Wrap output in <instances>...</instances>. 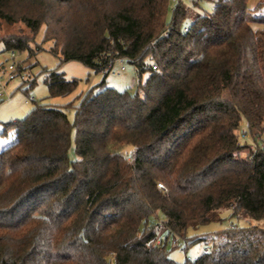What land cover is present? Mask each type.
I'll return each mask as SVG.
<instances>
[{"label":"trees","instance_id":"obj_1","mask_svg":"<svg viewBox=\"0 0 264 264\" xmlns=\"http://www.w3.org/2000/svg\"><path fill=\"white\" fill-rule=\"evenodd\" d=\"M248 1L176 0L169 21L171 0H0L4 50L52 41L62 63L106 76L125 59L139 77L134 91L104 78L77 104L34 100L6 123L0 264H178L169 240L211 244L184 264H264V145L239 133L243 120L254 140L264 132V16ZM43 72L50 97L79 85ZM227 218L248 224L188 235Z\"/></svg>","mask_w":264,"mask_h":264},{"label":"rangeland","instance_id":"obj_2","mask_svg":"<svg viewBox=\"0 0 264 264\" xmlns=\"http://www.w3.org/2000/svg\"><path fill=\"white\" fill-rule=\"evenodd\" d=\"M187 4H193L195 0H183ZM263 0H249L248 7L249 9L257 16H264V5H261L259 8L258 5ZM176 5V0H171L170 9L168 13V20H171L172 11ZM199 8L202 11L211 12L214 8L213 2L210 1H200ZM19 25V24H18ZM42 33L43 28L41 29L37 42L42 43ZM52 41H47L42 44L44 47L43 50L37 51L33 56H29L27 51L20 52L18 51L17 61L19 62V68L24 69L26 74L31 78H37V83L33 87H29L28 82H22L21 79L16 78L9 82L7 85V90L10 94V99L2 101L0 103V150L11 144L15 140V134L13 129H7L6 132V123L14 121L25 117V115L32 108L34 101H30L28 104L25 101L33 97L36 101L46 102L52 105H62L66 104L69 101L75 100L77 104L80 101V95L86 93L92 88L98 86V84L105 78L106 86L112 87L117 90H135L139 81L138 72L136 66L125 59L117 60L113 67L114 69H121V66H125V70L122 71L120 75H114L108 73L106 76L103 72H96L95 70L89 68L87 65L80 61H67L61 62L60 56L56 55L50 50ZM35 47V45L33 44ZM10 50H4V45L0 43V65L2 63H7L6 58H8ZM58 70L64 72L65 76L69 79L76 78L79 80V85L71 94L66 96H49V89L45 82L46 72L43 70ZM147 73L143 75L145 79ZM100 88H95V91H98ZM68 116L71 121L74 120V109L68 110ZM240 140L247 142L251 146L264 145V132L263 134L254 140L247 133V126L245 121L241 122L240 128ZM132 150L131 146H128L125 149L127 156L130 155ZM71 157H75V147L74 145L70 151ZM224 215H228V212H225ZM233 221V222H232ZM231 224L244 226L248 222L246 220H231L227 218L222 222H212L206 225L200 226L198 229H190L188 235H202L204 237L213 236V232L222 230L229 227ZM167 233L163 229L159 230V236H166ZM173 242L168 244V250L170 257L177 262L178 264H184L186 262V257L191 256H200L204 252L205 243L203 241H198L194 244H191L187 250L184 249L183 240L180 241V246L173 247Z\"/></svg>","mask_w":264,"mask_h":264},{"label":"built area","instance_id":"obj_3","mask_svg":"<svg viewBox=\"0 0 264 264\" xmlns=\"http://www.w3.org/2000/svg\"><path fill=\"white\" fill-rule=\"evenodd\" d=\"M188 29H189V26L186 25L185 30L188 31ZM17 55H18V51L10 50L8 54V58H6L5 60L7 61V63L4 62L0 65V103L2 101L10 99L11 96L7 90V85L12 80L19 78L21 79L22 82H28L30 85L31 78L26 74L24 69L19 68V62L17 61ZM153 68H156V66H154ZM123 70H125V66H121L120 70L114 69V67L112 66L109 72L114 75H120ZM32 100L34 101L35 99L31 97L27 99L25 103L28 104ZM159 186L163 188L164 190H167L162 183H159ZM162 239H164V236L158 237L157 242H160ZM223 239H224V236L222 235L217 238L218 241L219 240L221 241ZM171 242L172 241L169 240V243ZM210 250H211V244H206L204 247V252H210ZM198 258L199 256L188 255L186 257V260L195 262L198 260Z\"/></svg>","mask_w":264,"mask_h":264}]
</instances>
